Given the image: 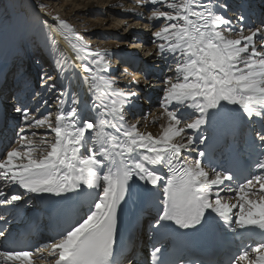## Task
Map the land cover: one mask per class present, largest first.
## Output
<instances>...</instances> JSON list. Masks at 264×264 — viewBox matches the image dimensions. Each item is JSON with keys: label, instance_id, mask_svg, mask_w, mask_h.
Instances as JSON below:
<instances>
[{"label": "snow or ice", "instance_id": "obj_1", "mask_svg": "<svg viewBox=\"0 0 264 264\" xmlns=\"http://www.w3.org/2000/svg\"><path fill=\"white\" fill-rule=\"evenodd\" d=\"M138 3L149 7L148 19L157 22L154 49L147 55L167 67L168 74L159 78L165 121L160 132L147 131L146 117L129 119L141 80L132 75L121 87L107 50L92 51L66 21L55 17L57 26L47 25L52 43L63 37L75 54L71 63L57 61L58 75L67 83L58 89L55 77H40L42 87L58 93L55 116L38 117L23 103L14 106L21 127L15 146L0 153V181L56 197L90 190L92 200L78 219L34 249L0 248V264H36L37 259L118 264L120 212L138 181L151 185L155 200L152 231L161 246L153 245V264H205L167 259L163 240L170 234L180 238L187 230L239 240L222 264H264V20L257 26L246 23L242 11L227 16L232 10L227 0ZM77 73L85 98L71 90ZM154 87L153 80H143V88ZM245 117L246 135L231 133L224 142L230 156L243 159L240 169L211 166L210 158L206 165L208 130ZM22 199L23 194L0 190V206ZM0 221L5 225L0 238L7 240L8 221L4 216ZM124 252V264H138L134 245Z\"/></svg>", "mask_w": 264, "mask_h": 264}, {"label": "bare ground", "instance_id": "obj_2", "mask_svg": "<svg viewBox=\"0 0 264 264\" xmlns=\"http://www.w3.org/2000/svg\"><path fill=\"white\" fill-rule=\"evenodd\" d=\"M67 1H70V3H68ZM37 2L40 3L37 0H8V9L10 12V17H11L12 23H11V26H9L6 30H4L3 32L0 33V84L3 82L2 78H1L2 75H4V77H3L4 80L8 81V78H7V76H5V73H6V71L10 70L11 63L9 61V59H10L9 54H10V56H13V54L15 53V48L17 46L14 45V42L17 40V37H19V39H22L25 42L27 39L34 37V36H35L36 41L38 42L39 46L41 47L43 52H45V54L48 58V65L47 66H50L49 70H52L51 74L54 73V75H55L54 82L57 84V88L59 89V87H62L63 84L67 83V81L62 80V78L58 75L60 69L57 67V61L59 60L62 62L65 59H69V62L71 63V58L74 57L75 54L71 51L69 43L66 40H64L63 37H57V43L53 44L52 40L50 38L52 34L50 36L48 35V37H46V35L48 33L47 32L48 29H44L43 31L38 30L39 27H41L40 22H43V20L49 21L53 27H56L58 24V21L54 20V18L59 17V19L64 20L63 18L60 17L61 15H63L64 17L68 18L71 22H67L66 20H64V21H66L68 23V25H70L77 33L80 29L81 30L88 29L90 31V35L93 32V35L95 36V38L99 37L97 35H100L99 40H103L104 38H108V35L112 34L110 32L109 33L105 32V31L112 30L111 26H106L107 21L109 22V20H115L119 24H122L125 22L126 23H132V25H130V28L128 30H126L125 32H123L122 34L133 32V35H134V32L135 33L137 32L136 30L139 26L142 25V27L146 28L147 26L152 25V22H153V21H150L148 19L149 16H146L145 21H143V22L140 20L143 17L137 15V10L135 7L136 4L133 3L132 0H63V1L60 0L57 3V5H59L61 3V5L58 6V8L62 9L59 12V14H48L46 12L41 11L37 7V5H39ZM130 3L133 4V6H134L133 8L130 7ZM80 4H83L82 8L85 7L87 9L88 14L84 13V12H79V10L77 8H79ZM97 4H100V5L103 4V6L98 7V8H100V10L104 7H106V8L108 7V10L106 11V13L101 11L100 14H98L100 16H104V18L103 17L102 18L101 17H97V18L95 17L93 20L87 19L85 17L86 15H88V16H90L91 14L93 15L95 10H99V9H96ZM122 4L125 5V7H129V8L128 9L123 8ZM61 6L63 8H61ZM66 8H71V9L67 12V11H65ZM63 11L65 12V14H62ZM135 27H136V29H135ZM76 29H79V30L77 31ZM123 30H125V28ZM83 31H85V30H83ZM245 34H247V32H245ZM87 36H89V35H87ZM125 36L126 35H124L123 37H125ZM46 38H49V40L45 41ZM231 38H236V34L233 33L231 35ZM119 40L121 42L124 39L119 38ZM92 41H94V40H92ZM103 41H101V42L104 43V45H101L102 43L99 44V42H100L99 41L98 44H96L95 49L91 48V50L94 52H96V51L103 52V51L107 50V52L109 53V58L111 57L112 54H116L118 56V61L116 63L114 62L112 64L113 70L116 69L113 72V76L114 77L117 75L119 76V73H121V68H120V65L117 63L122 64V63H124V61L126 59H127V61H129V63H133V61L129 60L128 58L129 57L136 58L138 56L131 54L130 51L127 50L126 48H124L120 42H119L120 44H115V43H113V41H107V42H103ZM141 49H145L144 46ZM147 49L150 50V49H152V47L146 48V50ZM30 52H29V54L32 55V57H30L29 59H28V57L27 58L25 57L24 60L22 61V63H16V65L19 64V67L23 70L22 72L23 73L25 72L27 74V77L22 79V81L26 80V83H28V81H30V80L34 81V79L37 76V72H35L36 71V66L34 65L35 63H31L32 59L33 60L37 59L36 52L34 50H31ZM18 53H19V51H18ZM149 59H151V60H149ZM149 59H147L148 60L147 63L149 65L154 64L153 62H156V59H153L150 56H149ZM43 62H44V60H43ZM28 64H31L30 73H28ZM9 74H10V71H9ZM134 74L136 75L137 79L141 78V75L139 74V72H134ZM165 75H167V74H165ZM29 78H32V79H29ZM127 79H129V78H127ZM26 83L24 82L23 86H25ZM3 85L7 86V83H3ZM121 86H125V85H121ZM32 87H34V86H32ZM128 87H135V86L129 85ZM142 87L143 86L141 85V88ZM9 88H10L9 86L5 90H3V88H0L3 90V91L2 90L0 91V99L2 98L3 95L7 94V91H9ZM31 88H29V89H31ZM145 89L146 90H143L144 94H145L144 99L141 98V95H140L135 100L133 106L131 107L129 119H141L142 117H146V123L148 125L147 131H150L154 134H158L160 132L159 125L165 122L164 119L160 116V109H159V100H160L159 97L162 96V92H161V94H159V91H161V84L160 83L157 84L155 82L154 88H145ZM71 90L73 92H76L81 98L86 97V89H85V86L83 85L82 81L80 80L78 73L74 77H72ZM156 90H157V92H156ZM154 92H156V94H157V96H156L157 103L153 102V98H155ZM11 96L12 95L10 93L6 96V100L8 101L7 103L11 102ZM55 102H52V104H54ZM12 103H13V100H12ZM54 109H55L54 114L56 115V112H57L56 104H54ZM150 109L154 110L153 114L148 113V111ZM10 113L15 115L16 117H18L17 114L14 112V110L10 111ZM152 121H155V123H152ZM142 130H144V129H142ZM40 132H43V130H40ZM189 134H191V130H189ZM206 134L209 136L208 133H206ZM0 137H1V135H0ZM6 149H7V147L4 150H6ZM138 185H139V187H138L137 191L135 192V194L142 192V190H144V188L146 187V185H144L143 181H138ZM14 188H15V190L22 191V194H23V199L17 203L27 204L28 202H31L30 198H32L34 195L35 196L40 195V194H36V193H28V192H26V190L19 188L16 185L6 186L2 181H0V190H4V191L10 192V193L11 192L16 193ZM8 211H10V210L8 209ZM0 216H3L2 211H0ZM8 216H9V213H7L6 217H8ZM12 227H14V226H12ZM39 236L42 238L43 242H47L48 239L50 237H52L49 233L46 234L45 232H41L39 234ZM136 240H137V242L142 241L144 243L142 232L137 234ZM1 248H3V245H1ZM45 253H47V252H45ZM36 264H46V263L44 261H39V262L36 261Z\"/></svg>", "mask_w": 264, "mask_h": 264}, {"label": "rangeland", "instance_id": "obj_3", "mask_svg": "<svg viewBox=\"0 0 264 264\" xmlns=\"http://www.w3.org/2000/svg\"><path fill=\"white\" fill-rule=\"evenodd\" d=\"M37 1H39L40 3H38L39 5L41 4V5H44V7L41 9V8H39L41 11H43V12H46V13H48V14H59V12L62 10V9H60V8H58V6L59 5H61V3L59 4V5H57V3L60 1V0H37ZM63 1V0H62ZM68 3H70V1H67ZM122 3V2H121ZM82 6H83V4H80L79 5V8H77L78 10H79V12H84V13H87V9L84 7V8H82ZM99 6H103V4H97V6H96V9H99V10H95V12L93 13V15L91 16H88V15H86L85 17L87 18V19H90V20H93L95 17L97 18V17H103L104 18V16H100V15H98V14H100V12L102 11V12H105L106 13V11L108 10V7L106 8V7H104V8H102L101 10H100V8H98ZM61 8H63L62 6H61ZM71 8H66V10L65 11H69ZM62 14H65V12L63 11L62 12ZM88 14V13H87ZM90 14V13H89ZM142 14V11L141 10H138L137 11V15L138 16H140ZM59 16V15H58ZM150 16V15H149ZM61 18H63L64 20H66L67 22H71L68 18H66V17H64L63 15H61L60 16ZM45 21L47 22V24H45ZM154 22V21H153ZM11 23H12V21H11V17H10V12H9V9H8V0H0V33L1 32H3L4 30H6L9 26H11ZM134 23V22H133ZM48 24H50L51 25V23L49 22V21H47V20H43V22H40V26L41 27H39V29L38 30H44V29H48L47 28V25ZM130 25H132V23H122V24H119L117 21H115V20H109V22L107 21V25L106 26H111L112 27V30H110V31H105V32H107V33H112V34H110V35H108V38H104L103 40H99L100 38V35H97V36H99V37H96L95 38V36L93 35V32L91 33V35H90V31L88 30V29H83V30H85V31H83V30H79V29H76L77 31H78V34H79V36H81V37H83V42H85V43H87V45L90 47V48H92V49H95V47H96V44H98V42H99V44L100 43H102L101 41H103V42H107V41H113V43H115V44H122V46L124 47V48H126L127 50H129L130 51V53L132 54H135V55H139V56H144L145 55V52H146V47L148 46V45H150V46H152L151 45V43H152V39H151V37H145L146 38V45H142V47L144 46V48L145 49H141L142 47L140 46V44H139V42H133V37H132V35H133V32H129V33H124V34H122L123 32H125L126 30H128L129 28H130ZM123 26V27H122ZM140 27H142V26H139L138 28H137V32H141L142 34H144L145 35V31L143 30V29H141ZM42 28V29H41ZM125 28V30H123ZM134 28V27H133ZM135 29H136V27H135ZM139 30V31H138ZM155 30H158V28L157 29H155ZM155 30H153V31H151V33H150V35H152V33L155 31ZM102 31V30H101ZM47 35H46V37H48V35L50 36L51 35V32H49L48 30H47ZM100 32V31H99ZM85 33V34H84ZM87 35H89V36H87ZM94 37H93V36ZM124 35H126L125 37H123ZM119 38H123L124 40H122L121 42H120V40H119ZM91 39V40H90ZM31 40V41H30ZM49 40V38H46V40L45 41H48ZM92 40H94V41H92ZM97 41V42H96ZM115 41V42H114ZM19 42V43H18ZM117 42V43H116ZM120 42V43H119ZM24 43V44H23ZM15 44H17V50L19 51V55H21V57H18L17 59H16V61H15V63H22V61L24 60V58L26 57V56H30L29 55V52L31 51V50H29V52H27V51H25V52H23V54L20 52L22 49H23V47H25V46H27V47H29V48H31V49H33V50H36V57H37V59H34L33 60V63H35L36 64V67H39V66H37L38 64H41V66H42V68H39L38 70H37V72H38V74H37V79L38 78H40L42 75H44L45 73H48V74H50V75H52L53 77H55V75H54V73H52L51 74V72H52V70H49V68H50V66H47L48 65V58H47V56H46V54H45V52H43V50L41 49V47L39 46V44H38V42L36 41V38H35V36L34 37H31V38H29L28 39V41H23L22 39H19V37H17V40L14 42V45ZM29 44V45H28ZM13 45V46H14ZM19 45V46H18ZM101 45H104V43H102ZM149 46V47H150ZM24 50V49H23ZM148 50V49H147ZM42 51V52H41ZM112 55H114V54H112ZM110 59L112 60V64L114 63V62H116V60H115V58L113 57V56H111L110 57ZM43 60H44V62H43ZM19 61V62H18ZM34 64V65H35ZM123 64V63H122ZM121 65V64H120ZM149 65V64H148ZM113 66V65H112ZM124 67H128V66H124ZM123 66H120V68H121V73H119V77H118V79L120 78V85H125V81L127 80V78H131L130 76H131V71H130V69H128L129 71H128V74H123V70L125 69ZM20 68V67H19ZM31 68V67H30ZM21 69V68H20ZM11 73H12V70H10V74L9 75H11ZM22 74H24L22 71L20 72V74L19 75H22ZM113 75V74H112ZM136 76V75H135ZM9 77V76H8ZM38 81V80H37ZM121 87H124V86H121ZM161 92L162 91H159V94H161ZM6 93V92H5ZM4 93V94H5ZM52 96H54V95H52ZM56 98V97H55ZM55 102V101H54ZM57 110V109H56ZM153 112H154V110H152V109H150L149 111H148V113L149 114H153ZM53 116H55V114H54V111H53ZM91 118V117H90ZM38 131H40V130H38ZM34 139H39V137H36V138H34Z\"/></svg>", "mask_w": 264, "mask_h": 264}]
</instances>
